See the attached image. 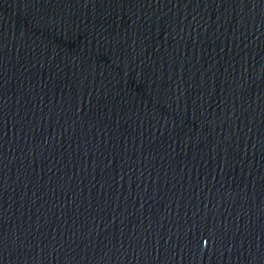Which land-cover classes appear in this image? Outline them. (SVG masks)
I'll return each mask as SVG.
<instances>
[{
  "label": "water",
  "instance_id": "1",
  "mask_svg": "<svg viewBox=\"0 0 264 264\" xmlns=\"http://www.w3.org/2000/svg\"><path fill=\"white\" fill-rule=\"evenodd\" d=\"M0 264H264V0H0Z\"/></svg>",
  "mask_w": 264,
  "mask_h": 264
}]
</instances>
